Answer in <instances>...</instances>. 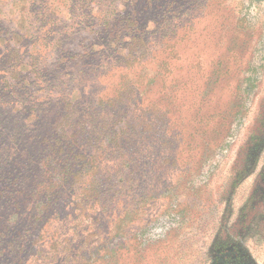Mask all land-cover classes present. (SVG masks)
Wrapping results in <instances>:
<instances>
[{"label": "rangeland", "instance_id": "obj_1", "mask_svg": "<svg viewBox=\"0 0 264 264\" xmlns=\"http://www.w3.org/2000/svg\"><path fill=\"white\" fill-rule=\"evenodd\" d=\"M111 1L0 0V264H264V0Z\"/></svg>", "mask_w": 264, "mask_h": 264}, {"label": "trees", "instance_id": "obj_2", "mask_svg": "<svg viewBox=\"0 0 264 264\" xmlns=\"http://www.w3.org/2000/svg\"><path fill=\"white\" fill-rule=\"evenodd\" d=\"M111 2H114V0H112ZM131 56H132V54H131ZM62 63H64V62H62ZM59 67V66H58ZM15 74V78L17 79V81H19V76H20V72H17L16 70H15V72L13 73V75ZM12 75V76H13ZM68 105H70V104H68ZM4 114V113H3ZM3 114H0V115H3ZM70 138H72V135H70L69 136ZM49 142H50V140H49ZM56 143H57V141L52 145L51 144V146L53 147V148H55L56 146H58V145H56ZM6 150H7V148H6ZM8 152V151H7ZM2 170H0V171H2L3 172V177H5V178H8V176L10 175V171H8V172H5V170L3 169V167L1 168ZM0 219H1V216H0ZM230 259V258H229ZM229 259L228 260H223V262H222V260H221V262H220V260H219V262L217 263V264H228V262H229Z\"/></svg>", "mask_w": 264, "mask_h": 264}, {"label": "flooded vegetation", "instance_id": "obj_3", "mask_svg": "<svg viewBox=\"0 0 264 264\" xmlns=\"http://www.w3.org/2000/svg\"><path fill=\"white\" fill-rule=\"evenodd\" d=\"M236 256L237 255L234 253V250L229 249V250H226L219 255V260H220V262H221V260L223 262V260H228L229 258L235 259Z\"/></svg>", "mask_w": 264, "mask_h": 264}]
</instances>
